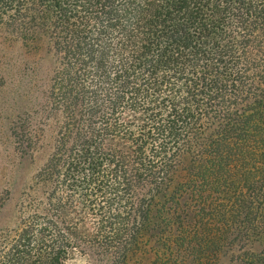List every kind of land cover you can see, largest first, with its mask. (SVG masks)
<instances>
[{
  "label": "trees",
  "instance_id": "trees-1",
  "mask_svg": "<svg viewBox=\"0 0 264 264\" xmlns=\"http://www.w3.org/2000/svg\"><path fill=\"white\" fill-rule=\"evenodd\" d=\"M0 51L51 58L0 264H264V0H0Z\"/></svg>",
  "mask_w": 264,
  "mask_h": 264
},
{
  "label": "rangeland",
  "instance_id": "rangeland-1",
  "mask_svg": "<svg viewBox=\"0 0 264 264\" xmlns=\"http://www.w3.org/2000/svg\"><path fill=\"white\" fill-rule=\"evenodd\" d=\"M10 52L25 60L22 63L21 58L17 61L11 58L14 65L30 72L29 75L34 81L30 85H19L15 82L10 84L7 80H3L0 73V230L14 223L15 201L24 187L30 183L34 168L42 159L48 144L45 140L39 141L34 147L36 152H33V155L22 154L14 142L12 129L14 120L21 110H28L31 125L41 115L38 111L41 106L39 98L41 76L39 73L36 74V70L42 66L46 69L50 68L51 58L39 51H21L23 55H20L19 51ZM3 61L0 57V72L8 69ZM39 125L42 127L41 124ZM70 264H87V261L82 256H76Z\"/></svg>",
  "mask_w": 264,
  "mask_h": 264
}]
</instances>
